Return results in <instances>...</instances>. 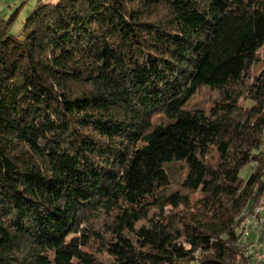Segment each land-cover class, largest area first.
<instances>
[{
  "label": "trees",
  "instance_id": "1",
  "mask_svg": "<svg viewBox=\"0 0 264 264\" xmlns=\"http://www.w3.org/2000/svg\"><path fill=\"white\" fill-rule=\"evenodd\" d=\"M0 15V264H245L264 193V0H38Z\"/></svg>",
  "mask_w": 264,
  "mask_h": 264
},
{
  "label": "built area",
  "instance_id": "2",
  "mask_svg": "<svg viewBox=\"0 0 264 264\" xmlns=\"http://www.w3.org/2000/svg\"><path fill=\"white\" fill-rule=\"evenodd\" d=\"M236 242L245 264H264V193L243 218Z\"/></svg>",
  "mask_w": 264,
  "mask_h": 264
},
{
  "label": "rangeland",
  "instance_id": "3",
  "mask_svg": "<svg viewBox=\"0 0 264 264\" xmlns=\"http://www.w3.org/2000/svg\"><path fill=\"white\" fill-rule=\"evenodd\" d=\"M38 0H0V15L6 19L10 18L14 13L15 19L11 25L13 33H19L23 23L30 11ZM44 2H55L56 0H41Z\"/></svg>",
  "mask_w": 264,
  "mask_h": 264
}]
</instances>
